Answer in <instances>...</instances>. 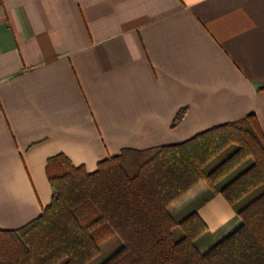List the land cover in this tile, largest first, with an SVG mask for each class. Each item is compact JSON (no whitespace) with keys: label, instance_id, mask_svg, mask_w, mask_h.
Masks as SVG:
<instances>
[{"label":"crops","instance_id":"crops-1","mask_svg":"<svg viewBox=\"0 0 264 264\" xmlns=\"http://www.w3.org/2000/svg\"><path fill=\"white\" fill-rule=\"evenodd\" d=\"M252 115L264 133V0H0V230L51 204L57 156L92 173ZM203 189L175 212L231 233Z\"/></svg>","mask_w":264,"mask_h":264},{"label":"trees","instance_id":"trees-1","mask_svg":"<svg viewBox=\"0 0 264 264\" xmlns=\"http://www.w3.org/2000/svg\"><path fill=\"white\" fill-rule=\"evenodd\" d=\"M48 175L51 204L0 230V264H264V133L253 115L183 144L126 150L92 173L57 156ZM200 187V201L221 194L234 207L231 233L212 235L196 205L177 216Z\"/></svg>","mask_w":264,"mask_h":264},{"label":"rangeland","instance_id":"rangeland-1","mask_svg":"<svg viewBox=\"0 0 264 264\" xmlns=\"http://www.w3.org/2000/svg\"><path fill=\"white\" fill-rule=\"evenodd\" d=\"M231 155V151H226V152H224L222 155H221V157L219 158V161L218 162H221V161H223L225 158H227V157H229L230 155ZM238 175V173L237 174H234V175H231V178H234V177H236ZM230 178V179H231ZM190 206H186L182 211H180L179 213H178V215L177 216H179V214H181V213H185L187 210H188V208H189Z\"/></svg>","mask_w":264,"mask_h":264}]
</instances>
